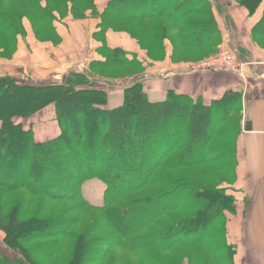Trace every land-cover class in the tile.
Wrapping results in <instances>:
<instances>
[{
    "label": "trees",
    "instance_id": "1",
    "mask_svg": "<svg viewBox=\"0 0 264 264\" xmlns=\"http://www.w3.org/2000/svg\"><path fill=\"white\" fill-rule=\"evenodd\" d=\"M25 1L42 22L3 10L0 0V57L16 54L24 17L42 26L33 29L37 40L58 46L54 11L71 4L74 20L94 15L100 21L97 53L105 61L92 62L86 73L75 70L64 83L35 86L0 76V191L32 197L11 207L0 199V264H107L113 252L119 253L108 264L124 260L125 252L138 264H234L227 214L235 212L231 191L238 178L243 94L229 91L206 106L169 91L165 101L153 103L144 90L143 63L105 43L109 29L127 32L151 59L163 62L168 40L172 61L179 63L180 48L168 37L172 30L184 47L217 51L223 36L212 0H111L101 14L96 0ZM240 5L250 17L261 13L250 42L264 50L258 40L264 36V0ZM147 19H167L171 26L151 23L141 36L124 29ZM150 40L154 45L146 47ZM238 52L242 61L243 50ZM114 68L136 73L121 80L103 73ZM116 87L124 91V104L107 110V91ZM52 105L60 135L37 143L19 120ZM189 168L195 177L169 173ZM92 180L106 186L102 207L83 195Z\"/></svg>",
    "mask_w": 264,
    "mask_h": 264
},
{
    "label": "crops",
    "instance_id": "2",
    "mask_svg": "<svg viewBox=\"0 0 264 264\" xmlns=\"http://www.w3.org/2000/svg\"><path fill=\"white\" fill-rule=\"evenodd\" d=\"M109 1L111 0H106L104 4L96 1L100 14L104 12ZM212 2L223 36V46L231 43L234 49L243 50L240 55L247 65L245 77L221 72L190 73L186 69L190 65L182 63L193 62L182 61L174 64L172 62L173 45L170 41H166L167 57L165 61L160 62L163 68L159 72L147 69L143 80L144 90L153 103L165 101L168 92L173 91L177 95L188 96L194 101L202 100L206 106L221 99L229 91L243 94V104L248 105L245 118L241 123L242 135L238 140V178L233 186L234 190L231 191L236 199L235 212L227 214V236L229 244L237 250H235L234 264H264V50L250 42L251 29L259 22L262 15L257 13L250 17L247 9L244 7L237 9L236 6H231L229 0L217 2L212 0ZM99 23L98 19L84 21L67 19L56 24L63 43L55 50L53 46H42L36 41L34 35H29L27 41L19 44L18 52L12 61L0 60V69L7 70L14 64L24 71H33L32 81H30L32 83H38L43 79L48 80L52 75L56 78L59 74H61V82L64 83L65 77L67 78L73 69L79 73H86L92 62L105 61V58L97 54V50L103 44L91 40L86 47L87 49L91 47V51L87 56H82L83 54L78 55L80 52L75 50L80 46L77 38L79 41L85 40L83 36L87 30L91 35L98 33ZM105 43L109 49L124 51L129 60L137 57L141 62L140 59H142L145 66L143 54L145 52L127 34L110 30L106 34ZM64 47L70 50L64 52L61 50ZM59 49L63 52L59 57L62 59L60 64L53 58L54 51L58 53ZM81 56L83 62H81ZM55 83L58 82L49 81L44 85ZM107 94L108 103L105 109H115L124 104V91L120 87L109 89ZM37 120L44 121L45 127L36 132L35 138L42 137L41 140L40 138L36 140L43 142L60 135L54 106L41 111L37 115ZM248 125H250L249 129ZM105 191V184L99 180L88 181L83 186L85 199L99 207L104 204Z\"/></svg>",
    "mask_w": 264,
    "mask_h": 264
},
{
    "label": "rangeland",
    "instance_id": "3",
    "mask_svg": "<svg viewBox=\"0 0 264 264\" xmlns=\"http://www.w3.org/2000/svg\"><path fill=\"white\" fill-rule=\"evenodd\" d=\"M217 1L218 0H215V2H217ZM229 1L232 4L231 6H236L237 9H241V8H243V6L240 5V2L241 1H245V0H229ZM98 2L100 4H104L106 2V0H98ZM1 3H2L3 10H6L7 12H13L16 15H19V14H22V13L26 12V13L29 14L31 19L33 21H35V23L42 22V21L36 19L35 14L30 9L29 5L27 4V2L25 0H1ZM69 5H71V4H68V6L66 8H63L61 6V10H60L61 12L54 11V14L57 15V18H58V23L57 24L62 23L63 21H65L67 19H72L73 21L97 20V16H94V15L90 16V17H87L84 20H74L72 18V16H69L71 14V6H69ZM68 7H69V11H68V16L69 17L67 16L66 18H63V11L65 9H67ZM258 13H260V12H258ZM33 21H31L28 17H24V22H22V24H23L22 26H23V29H24V35H21V36L18 37L19 39L17 41V43H18L17 52H18V49H19V44H21V42L27 41L29 39V37H30L29 35H34L33 29H35V27L38 28V30L42 31V26L39 27V24L36 26L34 23H32ZM151 23L157 24V25H160V26H167V27L171 26V21H168L167 19H158V20H152V19L148 20L147 19V20L142 21L140 23L130 24L131 26L129 25V26L125 27L124 29L127 30V31H134L138 36H141L142 34L143 35L145 34L149 24H151ZM117 28L119 30H122V26H117ZM110 30H112V29H109L107 32H109ZM84 31H85V29L83 30V32ZM114 32L115 33H125L128 36H130L131 39H133V37L127 32H121V31H114ZM84 34H85V36H83V37L85 38V40L79 41V39L77 38V42H78V44H80V46L77 47L75 50H77V52H80L78 55L83 54L82 56H87V54H89V51H91V47L89 48L90 50L86 48L88 46V44H90V41L91 40H95L97 42H100L102 38L101 37H97L95 35H91L89 30L84 32ZM34 37H35V35H34ZM168 37H170L176 43V46L177 45L179 46L178 49L180 48L179 52H178V55L176 57V61H178L179 63H181L182 61H184V62H193V63H182L183 65H194V66H196V65L201 64L202 62H206L207 60L213 59V58L217 57L218 55H220L221 49L224 47L223 46V42L218 47L217 51L216 50H211L208 47H201L199 49H195V48H191V47H184V45H183V43H182V41H181V39L179 37V33L177 31H172V30L170 31ZM35 39H36V37H35ZM133 40H135V39H133ZM258 40H259L260 44L262 45V47L264 48V36L263 35L262 36L258 35ZM36 41L39 42L40 44H42V46L43 45H45L46 47L53 46L54 50L56 49V47L60 46L63 43V41H62L58 46H55L52 42H42V41H39L37 39H36ZM135 41L138 43L137 40H135ZM77 42H75L76 45H78ZM153 43H154V41H153ZM153 43L150 40L146 44V47L154 45ZM138 45H139V43H138ZM139 47H140V49L143 52H145V53H143L144 57H145V69L146 70L149 69V71L153 70L155 72H159L160 70H162L163 67L160 64V61H156V60L151 59V57L148 55L147 51L143 50L140 45H139ZM71 49L73 50L74 48H71ZM61 50H63L64 52H67L70 49L67 48V47H64ZM61 50L59 49L58 53L56 51H54V54H53V58H55L56 62H58L59 64L62 63V59L59 58L61 56V54L63 53ZM17 52H16V54H17ZM14 56H13L12 59H7V58L0 57V60L1 61H4V60L12 61L14 59ZM82 56L80 57L81 58V62L84 61ZM155 58H157V57H155ZM140 60L142 62V59H140ZM74 70L75 69H73L71 71L73 72ZM32 73H33V71H29V72L24 71L23 69H19L14 64L10 65L7 70L5 68L4 69H0V76H10L11 75L10 77H12L14 80H16L19 84L40 86V85H44L45 83H49V81L50 82H58V83L62 81L61 74H59L56 78H54L53 77L54 75H52V76H50V79H48V80H44L43 79V80H41L38 83L37 82L32 83V82H30V81H32V76H33ZM103 73L106 74L107 76H109V78H120V80H121V79H124L125 76H127V75L135 74L136 71L134 69H129V68L127 69V71H125L123 68H117V69L114 68V69H107V70L103 71ZM221 73H227V72H221ZM2 74H4V75H2ZM227 74H233V73H227ZM25 77L27 79H25ZM247 105L248 104H246V105L243 104L242 119L245 118V113H246V110H247L246 106ZM39 113H37L36 115H33V116L29 117V118L20 119L19 120L23 124V127L24 128L26 127L25 130H32L34 132V138L36 136V132H39L41 129H43L45 127V122L44 121H41V120L38 121L37 120V115H39ZM19 121H17V122H19ZM1 127H2V123L0 121V130H1ZM39 138H40V140L42 139V137L35 138V142H37V143L45 142V141L42 142V141L36 140V139H39ZM46 141H48V140H46ZM191 170L194 171L195 168H189V169H184V170L174 171V172H169V171H162V172L165 173V174H168V172H169L171 175L177 176V177H184V176L187 177V175H192V177H195L194 174H191L192 173ZM8 193L11 194L10 195L11 196L10 197L11 200L7 196ZM5 194H7V195H5ZM18 198H22L25 201H27L29 199H32V197L25 191L16 192V193H10V192H6V191L4 193L3 190L0 191V199L9 200V203H10L9 207L13 206L16 203V201L18 200ZM37 208H38V204L35 205L34 209L37 210ZM65 216H67V213H65ZM78 227L79 226H77V228ZM3 239H4V234L2 232H0V241L2 242ZM2 249L9 257H11L13 259H16V257L18 256L17 254L13 253L8 248H6V246H4V245H2ZM117 253H119V252H113V254L108 256V258L106 260L107 262L106 261L105 262L108 264L109 263V259L111 258V256L112 255H116ZM123 255L124 256L126 255V258L124 259L125 261L122 260V261H119L116 264H125V263L126 264L127 263L128 264H138L137 259L135 258V256L133 254L128 253V255H127V253L125 252ZM208 259H209V261L211 260L209 257L207 258V260ZM184 261L186 262V264H189L188 260H184ZM50 264H52V263H50ZM111 264H115L114 260H111Z\"/></svg>",
    "mask_w": 264,
    "mask_h": 264
},
{
    "label": "built area",
    "instance_id": "4",
    "mask_svg": "<svg viewBox=\"0 0 264 264\" xmlns=\"http://www.w3.org/2000/svg\"><path fill=\"white\" fill-rule=\"evenodd\" d=\"M225 47V48H224ZM220 55L202 62L199 65H190L186 67L187 71L193 74H202L206 72H227L238 74L245 77L246 64L237 57L238 51L230 45H224Z\"/></svg>",
    "mask_w": 264,
    "mask_h": 264
},
{
    "label": "water",
    "instance_id": "5",
    "mask_svg": "<svg viewBox=\"0 0 264 264\" xmlns=\"http://www.w3.org/2000/svg\"><path fill=\"white\" fill-rule=\"evenodd\" d=\"M65 80H66V77H65ZM247 128L249 129L250 128V125H248Z\"/></svg>",
    "mask_w": 264,
    "mask_h": 264
}]
</instances>
